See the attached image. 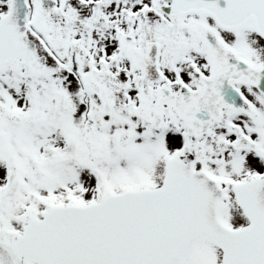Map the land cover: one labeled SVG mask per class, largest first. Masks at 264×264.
Returning <instances> with one entry per match:
<instances>
[{
  "label": "snow or ice",
  "instance_id": "snow-or-ice-1",
  "mask_svg": "<svg viewBox=\"0 0 264 264\" xmlns=\"http://www.w3.org/2000/svg\"><path fill=\"white\" fill-rule=\"evenodd\" d=\"M0 264H264V0H0Z\"/></svg>",
  "mask_w": 264,
  "mask_h": 264
}]
</instances>
